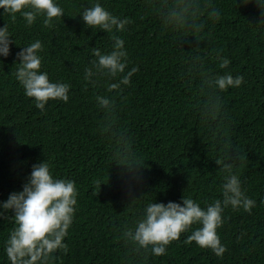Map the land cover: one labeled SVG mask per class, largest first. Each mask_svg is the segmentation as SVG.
I'll list each match as a JSON object with an SVG mask.
<instances>
[{"label":"trees","instance_id":"trees-1","mask_svg":"<svg viewBox=\"0 0 264 264\" xmlns=\"http://www.w3.org/2000/svg\"><path fill=\"white\" fill-rule=\"evenodd\" d=\"M65 15L47 29L38 20L26 27L0 9V27L8 24L15 40L0 57V201L21 190L32 165L46 159L56 178L75 181L78 204L68 252L52 264H264V25L251 0H211L221 15L209 17L208 0H100L114 15L130 21L123 32L128 68L138 66L129 86L108 92L104 78L84 80L93 47L111 49L109 34L84 26L79 11L95 0H58ZM174 14L188 26L203 22L196 35L183 38L160 19ZM40 39L42 70L51 80L68 82V102L49 101L41 112L15 80L16 53ZM216 51L230 59L220 68ZM203 68L244 77L219 99L200 85ZM127 70V69H126ZM97 95L114 96L106 113ZM137 151L143 165L135 179L117 158ZM227 158L246 194L256 200L251 212L225 210L217 229L226 245L222 257L186 243L182 233L167 254L136 252L122 239L126 226L149 202L190 196L210 202L221 197L223 173L217 159ZM94 178H102L100 188ZM13 222L0 219V264H7L3 241ZM195 227V226H194Z\"/></svg>","mask_w":264,"mask_h":264},{"label":"clouds","instance_id":"clouds-1","mask_svg":"<svg viewBox=\"0 0 264 264\" xmlns=\"http://www.w3.org/2000/svg\"><path fill=\"white\" fill-rule=\"evenodd\" d=\"M249 2L251 0H241L243 4ZM255 4L260 11L256 24L264 25V0H255ZM208 8L211 9L209 17L218 20L221 13L211 6V0L205 5V10ZM0 9L13 21L19 14L29 28L38 20L42 27L54 28L65 15V9L58 0H0ZM159 12L162 25L178 32L180 38L189 32L196 35L203 30V22L189 27L185 20H178L174 14L164 16L163 7ZM78 15L86 28L107 33L113 41L111 49L107 51L102 52L93 47V59L91 66L84 69V80L96 85L97 79L103 77L108 92H123L124 87L130 85L133 74L139 70L135 65L128 68L125 41L117 35L126 29L129 19L114 15L100 0L83 5ZM13 43L18 45L5 23L0 27V57L10 54V44ZM43 50L44 45L40 39L21 46V50L16 53L14 76L25 96L32 98L37 109L46 112L49 101L68 102L71 85L62 80H51L48 72L42 70ZM215 59L220 68H227L230 63V59L220 55L219 51H216ZM243 80L242 75L234 77L231 72L212 74L203 68L200 73L201 87L217 99L228 88L241 86ZM95 100L97 106L106 113L116 109L114 96L97 95ZM116 162L132 171L133 179L143 165L137 151L118 157ZM216 164L223 173L220 198L205 201L203 206L200 201L184 195L180 202L149 201L131 226L124 228L121 234L124 243L136 252L158 257L166 255L168 246L178 241L182 233L188 232L190 234L186 236V243L194 241L200 248L209 249L216 256L222 257L226 245L221 242L217 229L226 219L225 210L230 207L234 211L251 212L256 206V200L246 194L240 176L233 171V164L227 162L226 157L217 159ZM102 183V178L93 179V184L98 188ZM77 198L75 181L56 178L46 159L33 164L21 190L10 192L6 200L0 201V219L9 218L13 222L3 241L7 264H52L58 251L67 253L65 237L69 235L75 218Z\"/></svg>","mask_w":264,"mask_h":264}]
</instances>
